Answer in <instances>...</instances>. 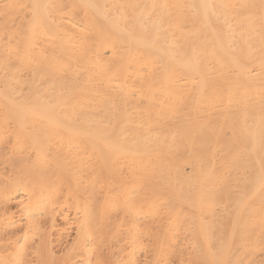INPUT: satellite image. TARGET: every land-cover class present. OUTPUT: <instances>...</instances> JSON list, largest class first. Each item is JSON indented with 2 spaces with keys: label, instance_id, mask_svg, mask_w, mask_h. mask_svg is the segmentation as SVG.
Here are the masks:
<instances>
[{
  "label": "bare ground",
  "instance_id": "bare-ground-1",
  "mask_svg": "<svg viewBox=\"0 0 264 264\" xmlns=\"http://www.w3.org/2000/svg\"><path fill=\"white\" fill-rule=\"evenodd\" d=\"M72 210L69 261L43 234ZM143 236L264 264V0H0V264H139Z\"/></svg>",
  "mask_w": 264,
  "mask_h": 264
},
{
  "label": "rangeland",
  "instance_id": "rangeland-1",
  "mask_svg": "<svg viewBox=\"0 0 264 264\" xmlns=\"http://www.w3.org/2000/svg\"><path fill=\"white\" fill-rule=\"evenodd\" d=\"M102 193H103V195H104L105 191H104V192L102 191ZM102 193L100 194V196H103ZM100 196H99V198H100ZM69 205H70V204H69ZM12 207L15 208V209H17L15 206H12ZM15 209H12V208H11L10 211H11L12 213H13V212L15 213ZM68 209L71 210L72 208L70 209V207L67 208V206H65V215H66V211H68ZM10 211H9V212H10ZM18 211H19V209H17V210H16V213H15V215H16L17 217H18V215H20V213H21V212H18ZM72 212H73V213H72ZM72 212L69 211L68 214H70V216L67 214V216H66V217H67V221H66V223H64V224H67V225H65V227H68V228H67L68 231H67V229H65V228L62 226L63 223H61V222H64L63 220H61L62 218H61L60 216H57V215H56V216H57V217H56V220H58V221L61 220L59 224H58V221H56V223L58 224V225L56 224V226L58 227L60 224H61V226L58 227V230H57V227H55V230H56V231H54V228H52V229H53V232H52L53 234H52L50 231H48V233L45 231L48 235H50V236L52 235L54 238L51 236V237H52L51 240L48 239V237H50V236L46 235V233L43 231V230H44V229H43L44 227H46V228H45L46 230H49V228H50V227H49V224H47L48 226H47V225H45V226L43 225L44 227H42V231L44 232V234H43V232L40 233L41 231L39 232L40 235L37 234V235L39 236L40 239H41V237H42L43 235L47 236L46 238H47L48 241H46V242H49V241H50L51 244L54 242L55 245H54V243H53L54 246L52 245V246H53V249L50 248V249H51L50 252L53 251V250H55V251H53V253H52V252H51V253L54 254V255H56V256H58V257L61 256V257H63V259H65V260H66L67 257L64 258V255H65L64 252H67V250H68V253L70 252L69 254H72V253H74V252H73V250L71 251V249H76V248H73V247H76V246H75L76 240H75V241H73V240L77 238V235H76V233H77V231H76L77 226L75 227V225H74V224L77 222V217H75V218H76V219H75L76 222H75V221H74V215H75L74 210H72ZM14 213L12 214L13 217H14ZM114 213H116V212H114ZM71 214H72L73 216H72ZM112 214H113V213H112ZM119 214H120L119 212H118V214L116 213V214H115L116 216L113 215L114 217H112V216L110 215L111 218H109V220H110V219L112 220L113 218H114V220H115V221L113 220V221H110V222H111V223H112V222H115V223H112V224L114 225V226H112V228H111V226H110L111 223H110V222L108 223L110 227L108 226L109 230L106 231L105 236H106V235H109V233H110V235H111V233H113V235H111V236H114V232H112V231H119V230H121L120 228H123V227H124V226L121 225V221H120V219L123 218V217L121 218V215H122V214H120V217L118 216ZM16 216H15V217H16ZM71 216L73 217V220H72V218H71L70 221H71L72 223H74V224H72L71 222L67 223L68 220H69L68 218H70ZM122 216H123V215H122ZM17 217H16V218H17ZM58 217H60V219H59ZM163 217H165V216L163 215ZM115 218H117V221H116ZM119 218H120V219H119ZM158 218H160V217H158ZM158 218L155 219V221H156V220L159 221L160 219H158ZM161 218H162V215H161ZM118 219H119V220H118ZM165 219H166V218H165ZM165 219H164V220H160V222L163 221L164 224H165V222H166ZM73 221H74V222H73ZM155 221L153 222V227L155 226V228H159V229H160V227H156V225H157V224H160V222L157 223L158 221H156V222H155ZM116 222L118 223V226H119V224H120L122 227L119 226V228L113 229V227H115V226L117 225ZM70 223H71V224H70ZM155 223H157V224L154 225ZM115 224H116V225H115ZM164 224L162 223V225H164ZM69 225H70V226H69ZM76 225H77V224H76ZM162 225H161V227H162ZM158 226H159V225H158ZM48 227H49V228H48ZM60 227H61V228H60ZM47 228H48V229H47ZM124 228H125V227H124ZM124 228H123V230H121V232H119L120 235H121V233H122V235H124V236L126 235V232L123 233V231L126 230V228H125V229H124ZM52 229H51V231H52ZM62 229H63V231H61V233H62V232H63V233H62V234L60 233V234H61L62 236L64 235L63 237L59 234V231L62 230ZM64 229H65L66 231H65ZM110 229H111V230L113 229V230L111 231ZM153 229H154V228H153ZM71 230H72V231H71ZM156 230H157V229H156ZM75 231H76V232H75ZM109 231H111V232H109ZM154 231H155V229H154ZM54 232H55V234L58 233V235H59L60 237H62V238H59V239H60V241H59L60 243H58V241H57V240H59V239H58L59 236H58V235H55ZM64 232H65V234H64ZM157 232H158V230H157ZM157 232H155V233H157ZM49 233H50V234H49ZM116 233H117V232H116ZM41 234H43V235L41 236ZM54 235H55V236H54ZM120 235L118 236V239H117L116 235H115V238L113 237V239H112V237H110V238H109V237H106V238H108L109 240H110V239H112V240L116 239V240H118L119 242H121L122 239H123L122 242L124 243V242L126 241V239H124V237H122V236H120ZM182 235H183V236H182ZM182 235H181V236H182L183 238H182L180 235H179V238L181 237L182 239H184V235H185L186 238L188 237V236H186V233H185V234L182 233ZM38 236H34V237H33V238H36V240H34L35 242L39 240V239H38ZM40 236H41V237H40ZM105 236H104V237H105ZM126 236H127V235H126ZM43 237H44V236H43ZM121 237H122V239L119 240V238H121ZM143 237H146V238H145L146 241H145V239H144ZM143 237H142V240H143L142 242H144V241H145V242H144V248H143L144 250H142V252H143V253H142V256L139 255V254H141V252H138V256H136L137 261H138L139 264L147 263L146 261H148V260H150V259L153 260V258H150V257H151L150 255H152L153 252H152L151 254H149V253H150L151 251H153V250L150 251V248H148V249H149V250H148L147 247H150L151 244L154 243V242H151V241H154V240H151V241H150V240L147 239V236H143ZM148 238H149V237H148ZM152 238H153V237H152ZM152 238H151V239H152ZM186 238H185V240H186V241H187V240L189 241V238H187V239H186ZM37 239H38V240H37ZM42 239H43V238H42ZM42 239H41L40 242L44 241V240H42ZM44 239H45V238H44ZM104 239H105V238H104ZM108 239H105V240H108ZM109 240H108V241H109ZM112 240H111V242H112ZM116 240H115V241H116ZM147 240L151 242V243L149 242V245H150V246H149V245L147 246V244H146V243L148 242ZM185 240H183V241H185ZM32 241H33V240H32ZM52 241H53V242H52ZM179 241H181V240L179 239ZM183 241L180 242V243H181L182 245L185 243V244H184L185 246H183V247L181 248V250H183V248H185L186 246H188L189 250L187 249V247H186L185 249H186V251L188 250V251L191 252V249H190L189 245H187L188 243H186V242L183 243ZM188 241H187V242H188ZM35 242H34V243H33V242H30V243H33L32 245L38 244V242H37V243H35ZM71 242H72V243L74 242L73 245H72ZM102 242H104V241L102 240ZM119 242H118V243H119ZM126 242H127V241H126ZM67 243H69V244H67ZM106 243L109 244L110 242H105V244H104V248H103V246H101V243H100V245H99V244L96 245L95 249L98 247L97 250H99L101 247L103 248V249H102L103 252H102L101 249H100L101 251H98V253L100 252L99 255H98V254H95V251H96V250L93 248V250H94V251H93V255H94L95 258L92 257V260H91V261H93V260H94V261H93L92 263H90V264H94L95 260H97V262H99V263L102 262V261L99 260V259H103L104 257L108 256V255H106V253L109 252V251H106V250H108L107 248L110 247V249H111L113 245H114V246L116 245V242H115L114 244H112V245H111V243H110V246H109V245H106ZM59 244H60V246H59ZM70 244H71V245H70ZM32 245H31V246H32ZM65 245H66V246H65ZM98 245H99V246H98ZM102 245H103V244H102ZM120 245L122 246V248H121L122 251L120 250L121 253H122L123 250H124L123 247L126 249V250H124V251H126V253L124 252V253H122L121 255L118 253V254H119V257H120L121 259L118 257V254H117L118 251L114 253L115 249H114V250L112 249V250H113V251H111L112 253H111V252H109V253H110L111 255H112L113 253L116 254V255H117L116 258H118V259H120V260L116 259V258H115L116 255L113 254V255H114V259H115L114 261H121V263H119V264H122L123 262H125V258H126L128 252H129V250H130V244H129V243H128V244L125 243V244L123 245V244L120 243L119 246H120ZM126 245H127V246H126ZM35 246L37 247V245H35ZM52 246H50V247H52ZM70 246H72L71 249L69 248ZM106 246H108V247H106ZM114 246H113V247H114ZM117 246H118V245H117ZM117 246H116V249H118ZM146 246H147V247H146ZM93 247H94V246H93ZM105 247H106V248H105ZM127 247H128V249H127ZM152 247H153V246H152ZM152 247H151V248H152ZM66 248H69L70 250H69V249H66ZM114 248H115V247H114ZM119 248H120V247H119ZM62 249H63V250H62ZM110 249H109V250H110ZM146 249H147V251H146ZM152 249H153V248H152ZM59 250H60V251H59ZM118 250H119V249H118ZM57 251H58V252H57ZM74 251H75V250H74ZM148 251H149V252H148ZM183 251H184V250H183ZM183 251H181L182 254L185 253V251H184V252H183ZM188 251H187V252H188ZM54 252H56V253H54ZM77 252H78V251H77ZM77 252H76V253H77ZM144 252H145V254H144ZM178 252H179V251H178ZM181 252H179V253H181ZM190 252L187 253V254H190ZM147 253H148V255H147ZM107 254H108V253H107ZM110 254H109V255H110ZM124 254H125L126 256L122 257ZM175 254H178V253L176 252ZM182 254H181V255H182ZM187 254L185 253V256H186ZM54 255H53V257H51V258H53V260H56V259L58 260V257H56V259H54V257H55ZM59 255H60V256H59ZM66 255H67V254H66ZM95 255H96V256L98 255L99 257L97 256V257H98V258H97ZM102 255H103V256H102ZM105 255H106V256H105ZM111 255H110V256H111ZM113 255H112V256H113ZM178 255H179V254H178ZM178 255H176V256H173V255H172L171 258L169 257L170 259L167 258L166 260H165V258H164V259L161 261L160 264H169V262H170V263L172 262V264H174V263H175V264H180L183 260H186V259H187V256L185 257L184 255H182V256L180 255L181 258H179V257H177ZM35 256H36L35 254H34V256H33V255L31 256L32 258H34V259H33L34 262L32 261V263H29V264H35ZM67 256H68V255H67ZM70 256H71V255H69L68 257H70ZM100 256H102L103 258H102V257L100 258ZM110 256H109V257H106V258L109 259V260H108L109 262H110L111 260H112L111 262H113V259H112ZM139 256H140V258H139ZM183 256L185 257L184 259H183ZM188 256H189V255H188ZM36 257H37V256H36ZM61 257H60V258H61ZM146 257H147V258H146ZM261 257H263V255H261ZM261 257H260V259H261ZM32 258L29 257V260H28V261L30 262V261L32 260ZM60 258H59V260H60ZM106 258H104V259H106ZM123 258H124V259H123ZM149 258H150V259H149ZM67 259H68L69 261H70V260L72 261V259H70V258H67ZM104 259H103V262H106L107 259H106V260H104ZM138 259H139V260H138ZM168 259H169V260H168ZM181 259H182V260H181ZM59 260H58L57 262H54V261H53L52 263H53V264H54V263H56V264L58 263V264H59V263H61V262H64V264L66 263L65 260H64V261L62 260V261H60V262H59ZM68 260H67V264H68ZM123 260H124V261H123ZM170 260H171V261H170ZM179 260H181L180 263L178 262ZM38 261H39V260H38V258H37L36 263H38V264H42V263H43V262L39 263ZM74 261L77 262L78 259H73V262H71V263L76 264V263H74ZM49 262H50V260H49ZM97 262H95V263H97ZM109 262H108V263L106 262V263H107V264H111V262H110V263H109ZM148 262H149V261H148ZM152 262H153V261H152ZM47 263H48V262H47ZM71 263H70V264H71ZM99 263H98V264H99ZM113 263H115V262H113ZM113 263H112V264H113ZM100 264H101V263H100ZM102 264H105V263H102ZM116 264H118V263H116ZM136 264H137V263H136ZM149 264H150V262H149Z\"/></svg>",
  "mask_w": 264,
  "mask_h": 264
}]
</instances>
